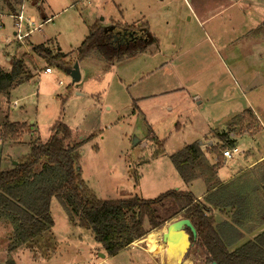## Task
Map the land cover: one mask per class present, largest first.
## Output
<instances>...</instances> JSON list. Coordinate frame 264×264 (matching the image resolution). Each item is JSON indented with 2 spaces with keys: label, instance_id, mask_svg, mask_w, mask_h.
I'll return each mask as SVG.
<instances>
[{
  "label": "rangeland",
  "instance_id": "rangeland-1",
  "mask_svg": "<svg viewBox=\"0 0 264 264\" xmlns=\"http://www.w3.org/2000/svg\"><path fill=\"white\" fill-rule=\"evenodd\" d=\"M205 1L208 14L219 11L220 0ZM259 1L260 4L256 3L259 8H246L247 11L242 8L248 2L242 1L234 9L217 14L208 25L200 26L194 18L189 20L184 0H24L20 36L29 33L25 38L18 39L12 17L19 15L20 8L12 16H0V69L9 72L14 62L23 59L25 72L31 78L8 96L0 95V131L7 121L25 123L30 128L18 144L0 140V171L11 170L27 156L33 141L45 143L51 137L54 124L60 121L71 134L66 145L82 142L78 149L80 176L96 199L113 201L137 197L153 200L169 191L189 193L191 188L181 182L170 157L188 145L204 141V135L209 131L224 129L228 116L247 108L213 52L217 47L216 28L222 26L226 31L258 20V14H264V0ZM3 7L0 0V9L6 11ZM30 19L33 25L29 24ZM109 19L128 24L139 19V22L147 23L150 41L146 52L116 62L109 68L96 57L77 62V48L91 27L106 24ZM102 26H109V23ZM240 32L235 29V33ZM35 46H43L52 56L58 52L65 55L66 67H50L52 74L44 75L48 66L32 52ZM75 63L80 81L72 85L67 70ZM144 96L149 97L140 99ZM255 129L256 126L250 131ZM244 142L237 148L239 154L230 161L231 167L213 168V161H209L207 169L201 170L200 181L193 185L195 196H208L203 201H207L210 213L211 202L221 201V196H228L223 194L224 191L231 189L230 186L235 188L242 181V177L235 178L228 183L229 187L211 191L219 178H228L246 166L243 152L248 148L246 140ZM260 146V143L252 146L254 157ZM247 160L250 162L253 158ZM256 171L253 174L258 182L248 186L246 192H243L245 185H240L242 192H236L240 199L237 197L235 201L234 196L230 203L227 202L233 210L229 208L225 213L227 217L221 219L231 224L236 210L243 211L244 203L249 201L248 218L244 220L242 230L234 225L236 231L247 232L261 222L260 178ZM204 177L206 180L203 181ZM215 196L220 197L215 200ZM175 210L169 204L160 213L168 218ZM212 213L215 221H220L217 212ZM50 216L52 227L33 244L21 246L11 253H8V246L13 230L0 219V264H5L8 258L15 264L101 262L100 255L105 253L90 231L72 226L63 207L54 198L50 203ZM181 218L180 214L168 218L160 229L108 258L105 264L147 262L139 250L162 263L163 250L161 256L150 254L145 240L155 233L161 235L169 223ZM225 225H218L217 230H223ZM262 227L237 238L229 250H236L250 241ZM184 260L190 264H207L205 253L197 247H191ZM166 264H177V261Z\"/></svg>",
  "mask_w": 264,
  "mask_h": 264
},
{
  "label": "trees",
  "instance_id": "trees-1",
  "mask_svg": "<svg viewBox=\"0 0 264 264\" xmlns=\"http://www.w3.org/2000/svg\"><path fill=\"white\" fill-rule=\"evenodd\" d=\"M2 3L13 14L23 6L24 1L2 0ZM252 34H264V23ZM149 41L146 24H95L77 48V62L96 57L109 68L116 62L133 59L145 52ZM32 52L44 60L48 68L66 67L65 55L59 52L52 56L43 46L32 47ZM30 78L25 72L23 59L14 62L9 72L0 69V95L8 96ZM244 115L250 116L251 112L245 111ZM29 128L25 123L7 121L0 131V140L3 143L10 141L18 144ZM70 138L68 128L57 121L51 137L45 143L33 141L27 156L19 160L11 170L0 171V219L6 221V225L13 230L8 253L33 244L53 226L50 203L54 198L63 207L68 222L72 226L89 230L95 243L101 246L108 257L128 249L150 232L160 229L168 218L180 214L181 219L189 220L194 227L196 238L191 246L205 253L207 264H264V230L238 249L230 251L228 248L237 238L244 237L245 233L249 234L259 226H264V161L256 169L260 178L258 206L262 211L259 226H253L247 232L236 231L234 228V225H238L242 230L244 220L248 218V201L244 203L243 211L236 210L237 214L231 224L225 223V235L215 228L213 208L210 213L207 201H196L188 192L169 191L153 200L137 197L113 201L96 199L80 176L78 149L82 142L66 145ZM219 149L222 151L225 147ZM205 161L197 144L188 145L170 157V162L184 183L191 182L196 171L204 169ZM237 197L240 196H235V201ZM169 204L176 210L165 218L160 210ZM211 204L214 207L215 203ZM5 264L15 263L8 258Z\"/></svg>",
  "mask_w": 264,
  "mask_h": 264
},
{
  "label": "crops",
  "instance_id": "crops-1",
  "mask_svg": "<svg viewBox=\"0 0 264 264\" xmlns=\"http://www.w3.org/2000/svg\"><path fill=\"white\" fill-rule=\"evenodd\" d=\"M242 1L248 2V4L246 3V6L242 8L243 11L244 10L247 11L246 8H248V10H251L253 7L259 8L256 3L258 4L261 3L259 0H232L229 3L226 0H220V2H218L219 11L217 13L209 12V14H208V11L206 10L207 2L205 0H184V7L186 8L188 14L190 15L189 20L194 18V20L198 22L200 26H205V25H208L210 22H212L213 17H215L217 14L220 15L222 13H226L234 9L238 4H242ZM23 6L20 8L21 9L20 12H23ZM3 8L6 9L7 12L2 11L0 9V11H2L0 13L1 14L0 16L4 14L12 16V14L7 9V7L4 6ZM206 12L207 14H205ZM258 16H259L258 20L256 21L252 20L249 23V25L248 24H244L240 26L237 25L235 29L242 31L240 33H235L234 28H231L230 30H226V31L222 30V26L216 28L217 29L216 32L218 33V36L216 37L217 47H214L213 52L217 56V59L222 68V71L228 75L229 81L233 83L234 87L237 89L240 95L239 98L244 102L247 108L244 110H240L239 112H236L234 114L232 113L231 116L230 117L228 116V118L226 119L225 121L226 126L224 129L222 130L214 129L212 133L211 131H209V133L204 135V139H203L204 141L199 142V144L197 145L200 151L203 154H205L204 157L206 161H205L204 168L206 169H207L206 165H208L209 161L210 162L213 161V164H211L213 165L212 166L213 168H216L218 166H222L226 168L231 167L230 161L233 158L231 160L225 161L221 156L222 151H220L219 148H222V147L224 148V146L226 145L229 146L227 147L229 149L233 147L238 148V146H241V144H245L244 142L245 140L247 142L246 146L248 148L247 151L243 152L244 153L243 158H245L244 160H246V166L239 168L235 174L229 175L228 178H224V179L222 178L223 180L219 178V173L218 174L216 173V176L218 175L217 178L219 179L217 180L216 186L213 187L212 190L210 189L211 191L225 189L226 187H229L228 183H232L235 178L242 177L241 178L242 181L240 184H238V186L236 185L235 188L230 186L231 189L228 188L227 191H224L223 194H228V196H221V198H219L220 196L214 197L215 200L217 198L221 199V201H218V202L215 201L214 202L215 205L213 207V211L217 212L218 217H220L219 219L220 221L216 222L214 214L212 213L216 228H218L217 227L218 225L226 223V220L222 222L221 219L224 217H227L225 213L229 208L230 209L233 208L230 206L228 207L227 202L230 203L232 201V197L236 196L237 190H240V192H242L241 190L243 189L239 188V186L245 185L246 189H244L243 192H246L248 186L251 187L250 185L256 184L258 182L257 181L258 178H255V175L253 174V172L257 169V166L262 161H264V34H257V35L252 34L254 30H256L262 23H264V14H258ZM12 17H15V16H12ZM139 21L140 20L137 19L135 22L128 24V23H121L120 21L115 22L112 19H109L107 23H109V25L119 24L122 26H132V25L140 26V24H146L147 30L150 33L148 24L142 21L141 22ZM102 24L106 25L104 23H101V25ZM145 52L141 54H144ZM27 54L28 53H26L25 55ZM24 65H26V63H24ZM161 69H163V67H161L160 70ZM43 74H44V71H43ZM44 75H50V74H44ZM147 97L149 96L140 97V99H144ZM245 111H250L251 115L250 116L244 115L243 117V114ZM132 113L135 114V110H133ZM253 122H254V126H256V129L254 132L250 131L251 128L254 127L252 125ZM138 143L139 142H137V144ZM258 143L261 144L260 151L258 152L257 156L254 157L253 152H255V149H252V146ZM217 152H218V156H217ZM249 158H253V160L248 162L247 159ZM201 170L203 169H199L196 171L194 179L192 180L193 182L191 181L189 183H185L188 187L191 188V191L189 190V193L191 192L195 200L199 202L203 201V199L206 200L207 198L206 195H196L195 196L192 192L194 183L197 181H200L199 178L203 174ZM229 170H232V169H229ZM204 180H206L205 177L203 178V181ZM181 182H183L182 179H181ZM207 184H210V183H207ZM230 190H233V191H230ZM207 193L205 192V194ZM223 207L227 209L223 210L224 209ZM225 230L226 228H223V230H218V231L221 232ZM261 230H264V227H262ZM139 251L142 252L146 256V259H147L146 260L147 262H142V264H166L167 262L165 260V257H163L162 263L161 262L157 263L155 262V260L153 259L151 255L141 250ZM111 257L104 255V258H101V262L97 264H105L106 260ZM107 264H110V263H107ZM180 264H190V263H188L186 260H183Z\"/></svg>",
  "mask_w": 264,
  "mask_h": 264
},
{
  "label": "water",
  "instance_id": "water-1",
  "mask_svg": "<svg viewBox=\"0 0 264 264\" xmlns=\"http://www.w3.org/2000/svg\"><path fill=\"white\" fill-rule=\"evenodd\" d=\"M67 73L71 78L72 85L80 81V72L77 63L74 64L72 69L67 70ZM195 238L196 231L189 220L178 219L169 223L165 231L161 234V241L165 246V260L167 262L176 260L180 264L184 260ZM100 257L104 258V255H100Z\"/></svg>",
  "mask_w": 264,
  "mask_h": 264
},
{
  "label": "built area",
  "instance_id": "built-area-1",
  "mask_svg": "<svg viewBox=\"0 0 264 264\" xmlns=\"http://www.w3.org/2000/svg\"><path fill=\"white\" fill-rule=\"evenodd\" d=\"M14 18V20H15V23H14V25H15V28L17 29V36H18V39L20 40V39H23V38H25L27 35H23V36H20V33H21V29H22V23H23V21H24V17H23V15H22V12H20V14L19 15H17V16H15V17H13ZM29 24L30 25H33L34 24V22H33V20L32 19H30V21H29ZM51 69L50 68H46L45 70H44V74H51ZM239 153V150L237 149V148H231V149H225L224 151H222V153H221V156H222V158L225 160V161H228V160H231L232 158H233V156L234 155H236V154H238Z\"/></svg>",
  "mask_w": 264,
  "mask_h": 264
},
{
  "label": "bare ground",
  "instance_id": "bare-ground-1",
  "mask_svg": "<svg viewBox=\"0 0 264 264\" xmlns=\"http://www.w3.org/2000/svg\"><path fill=\"white\" fill-rule=\"evenodd\" d=\"M160 238H161V235L159 233H155V234L151 235L150 237H148L145 240V242L147 244L146 247H147L148 252H150V254L151 253L156 254V255L159 254L160 256H161L160 251L163 250V257H164L165 246L164 245L160 246ZM158 247L160 248L159 250H158Z\"/></svg>",
  "mask_w": 264,
  "mask_h": 264
},
{
  "label": "flooded vegetation",
  "instance_id": "flooded-vegetation-1",
  "mask_svg": "<svg viewBox=\"0 0 264 264\" xmlns=\"http://www.w3.org/2000/svg\"><path fill=\"white\" fill-rule=\"evenodd\" d=\"M192 246H190V248H191ZM212 264V263H211Z\"/></svg>",
  "mask_w": 264,
  "mask_h": 264
}]
</instances>
